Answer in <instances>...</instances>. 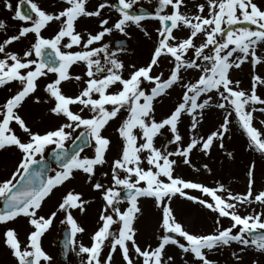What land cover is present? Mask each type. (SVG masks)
Wrapping results in <instances>:
<instances>
[{
    "label": "snow or ice",
    "instance_id": "obj_1",
    "mask_svg": "<svg viewBox=\"0 0 264 264\" xmlns=\"http://www.w3.org/2000/svg\"><path fill=\"white\" fill-rule=\"evenodd\" d=\"M137 2L98 0L90 9L89 0H62L63 6L56 12L41 8L35 0H20L16 5L13 19L27 26L22 25L16 34L0 41V87L18 84L17 90L0 103V151L15 148L20 153L10 176L0 179V224L24 217L31 227L26 242L19 239L13 227L3 232V244L16 264H54L42 238L53 227L58 213L63 214L59 223L66 226L64 249L75 252L80 264H115L117 253L123 264H177V253H170V247L178 250L182 264H219L210 255L233 244L238 245L230 252L233 264H244L249 250L264 256V211L253 207L264 209V186L255 188V161L248 165L243 193L234 192L219 180L215 186H208L176 171L181 165L194 167V150L208 156L216 142L223 149L233 114L248 138V147L264 155V132L253 123L254 112L264 114V98L258 94V85L264 86V75L257 74V66L264 67V3L156 0L154 11L136 13L132 10ZM25 3L29 8L22 11ZM4 6L12 9L10 0H4ZM105 10L118 15L113 19L105 15ZM80 19H94L96 29L78 31ZM148 19L159 24L150 59L140 66L126 65L120 58L125 49L112 47L105 37L113 32L130 37L129 29L135 26L151 40L143 24ZM51 22L58 23V30L46 37L42 30ZM4 29L6 24L0 20V30ZM178 32L186 35L178 36ZM29 34H34V40L22 54L9 50L13 42ZM162 58L171 65L166 77L163 71L154 74ZM246 62L252 69L247 90L240 87V80L232 78V71ZM77 64L84 66L83 75L70 71ZM189 70L199 73L194 82L185 81L183 73ZM49 74H54V79L44 85L46 97L42 98L36 95L38 81ZM73 80H83L84 86L78 94L68 95L62 84ZM177 85L183 89L179 101L158 119V98L169 95ZM28 99L49 105L48 113L59 122L43 130L34 129L21 114ZM74 105L79 107L73 110ZM213 107L222 111V122L210 134L198 135L195 130L205 110ZM185 115L190 118L192 133L187 142L179 127ZM112 121H118L114 131L119 146L109 160L113 139L105 131ZM260 123L264 125V120ZM159 138L165 142L158 146ZM68 141L71 149L66 146ZM85 147L91 148V155L84 152ZM49 148L56 169L45 163ZM226 155L233 157L231 151ZM105 165H109V171L101 174L110 176L108 183L93 182L97 169ZM202 168L212 172L208 163ZM49 171L54 174L49 175ZM77 173L103 201L99 226L87 245L78 240L85 228L73 214V210L86 211L90 201L83 199V193L69 190L47 214H40L54 191L76 179ZM177 196L214 213L213 230H187L171 206ZM142 199L152 200L161 212L155 246L142 247L137 240ZM224 219L230 221L228 226H224ZM252 264L260 262L253 259Z\"/></svg>",
    "mask_w": 264,
    "mask_h": 264
},
{
    "label": "rangeland",
    "instance_id": "obj_2",
    "mask_svg": "<svg viewBox=\"0 0 264 264\" xmlns=\"http://www.w3.org/2000/svg\"><path fill=\"white\" fill-rule=\"evenodd\" d=\"M20 0H10L12 4V9L9 10L4 6V0H0V20L4 21L6 24V29L0 30V41L6 38L7 35L16 34L19 27L27 26L26 22L20 21L19 19H13L15 14L16 5ZM35 2L43 9L49 12H56L62 6V0H35ZM98 2V0H89L88 7L91 9ZM258 4L264 3V0H256ZM156 0H138L137 4L134 5V9L139 7H146L151 11H154V5ZM105 15H110L113 19L117 17V13L114 10L109 11L105 10ZM144 27L151 33L152 39L149 40L145 38L135 26H131L129 31L131 33L130 37H123L122 34L118 32H113L110 36L105 37V40L109 42L112 47H114V42L119 38H127L130 40V45L121 53L120 58L124 60L125 64H136L137 66L146 64L149 59L153 49L154 41L156 40L155 29L159 27V24L155 20H145L143 22ZM58 23L51 22L45 30H42V34L46 37H50L58 30ZM246 26V25H244ZM93 31L96 29V21L94 19H80L77 22V30L82 31L84 29ZM178 36L186 35L185 33H176ZM34 40V34H29L27 37L22 38L18 42H13L9 46V50L17 51L22 54V52L29 47L30 42ZM2 58V54H0ZM81 67V73L77 72L79 75H83L84 66L78 64ZM171 65L168 63L167 58L161 59V66L159 68H154V74L163 71L165 77L169 73ZM73 73V71H72ZM251 74L252 69L249 63H245L238 70L232 71V78L238 79L241 81L240 87L242 89H250L251 85ZM257 74L264 75V67L257 66ZM185 81L194 82L195 78L198 77L199 73L197 71L189 70L183 73ZM86 78V77H85ZM51 79H54V75L49 74L47 78H42L40 83H38L40 92L38 90L36 95L41 96L42 98L46 97V93L43 91L44 85ZM65 83V82H64ZM62 84V88L71 90L68 84ZM70 84V83H69ZM72 87H76L79 91L83 86V80L80 82H75L71 84ZM7 90V89H6ZM5 91V89H4ZM183 89L180 86H174L170 90V94L162 98H158L159 102L156 104V116L159 119L160 117L167 115L170 110L173 109L176 102L179 101ZM42 92L44 94H42ZM258 94L264 98V86L258 85ZM6 97V96H5ZM5 97L0 96L2 103L5 100ZM35 106L29 115V110L23 108V116L28 120V122L33 126L34 129L43 130L44 128L53 126L48 122L46 116L48 111L43 110L46 104H35ZM25 107V106H24ZM260 107V106H256ZM42 108V109H41ZM220 111L219 116L215 115V111ZM45 117H44V112ZM256 115L260 114V117L264 118V114L260 112H254ZM87 115V111L85 112ZM222 111L216 108L207 109L204 112V118L201 121L195 132L198 135L210 134L211 131L218 128L219 124L222 122ZM232 124L230 126L229 132L226 134L223 143L225 147L221 149L219 147V142H216L208 156H205L199 150H194L191 159L194 167H189L181 165L177 168V173L183 176L186 179H191L195 182H202L208 186H215L217 180L224 183L234 192L243 193L246 190L247 177L246 172L248 165L255 161V179L256 184L255 188L260 189L264 186V155H261L258 151H254L248 147V138L244 134L243 130L238 125V120L233 114ZM56 123L59 122L58 118H54ZM254 122V121H253ZM118 121L110 122V125L107 126L105 135L111 136L113 139L112 149L108 153V158L111 160L118 151L119 140L114 129L117 126ZM190 118L185 115L183 117L182 123L180 124V132L184 136L185 142L188 141L192 133L189 132ZM261 132H264V129L258 128ZM74 133V136L79 133ZM163 138L157 140L158 146L162 143ZM71 141L67 142V145ZM170 150L174 149V146H169ZM50 149V148H49ZM48 149V150H49ZM46 150V151H48ZM231 151L233 157H227L226 153ZM86 154L91 155V148L84 151ZM20 157V153L15 148H9L8 150L0 151V179L8 178L11 172L15 168V164ZM208 163L209 167L212 168V172L208 173L202 168V164ZM198 169V170H197ZM109 171V165H105L103 168H98L96 176L93 178V182L99 180L104 183H108L109 177H104L101 173ZM54 174V173H52ZM69 190L75 192L83 193V199L90 201L86 204V211L80 213L78 210H73L74 216L77 218L78 222L85 228V232L82 235H78V240L82 241L86 245L90 243V235L96 230L98 225L99 213L103 205V201L100 197L99 192L91 189L90 184L85 183L84 177L82 174L77 173L76 179L66 182L63 186L57 188L54 191V194L45 201L43 205V211L40 214H47L55 205H57L64 194ZM192 195H200L196 190H188ZM1 205V202H0ZM125 204H122L121 207H124ZM141 206L143 208V215L139 217L136 222V227L139 229L137 234V240L142 247L152 244L155 246L157 242L158 224L161 216V212L158 209H155L153 201L150 199H142ZM172 208L174 209V214L177 219L183 223L187 230L194 233H207L213 230V218L214 213H211L209 210L204 209L198 204H194L184 198L176 197L171 203ZM257 211H264L259 205L253 206ZM252 209L249 208L250 212ZM241 212H244V209H241ZM63 218L62 213H58V217L54 222L51 230L45 234L42 238L43 247L45 250L53 256L54 264H64L61 261V249L59 246V240L62 237L63 231L66 229L65 225L59 223V220ZM230 221L228 219L223 220L224 226H228ZM13 227L17 230L19 234V239L22 242H26L27 234L31 231V227L27 223V219L24 217H19L13 222L7 224H0V264H16L14 258L10 255L9 250L3 244V232L8 228ZM162 231V230H161ZM238 245L233 244L230 249L226 248L221 251L216 252L215 254L210 255L211 259L217 260L219 264H233V260L230 256V252L236 250ZM170 253H177V264H182V261L179 259L178 250L175 247H170L168 249ZM190 259V258H189ZM259 260L260 264H264V256H260L252 250H249L248 253L244 256V264H252V260ZM69 264H80V258L76 256L75 252H72L71 263ZM115 264H123L121 257L117 253L115 256Z\"/></svg>",
    "mask_w": 264,
    "mask_h": 264
},
{
    "label": "flooded vegetation",
    "instance_id": "obj_3",
    "mask_svg": "<svg viewBox=\"0 0 264 264\" xmlns=\"http://www.w3.org/2000/svg\"><path fill=\"white\" fill-rule=\"evenodd\" d=\"M70 71L72 72L73 71V74L74 75H76L77 74V72L79 73H81V67L80 66H78V64L77 65H74V67H72L71 69H70ZM76 81H69V82H65L64 84H68L69 85V87H71L70 89L71 90H68V89H66V88H62L63 89V91L66 93V94H68V95H76V94H78V91H77V88L76 87H72V83H75ZM70 83V84H69ZM14 84H15V86L16 87H18V84L16 83V82H14ZM11 85H12V83H10V84H8L6 87H0V95L2 96L3 94L6 96V97H8V95H10V94H12V93H14L13 91H9V89L11 88ZM4 89H5V91H4ZM7 89V90H6ZM17 90V89H16ZM48 107H49V105H48ZM79 106L78 105H74L73 106V110H76L77 108H78ZM54 118H56V117H53V116H51L49 113H48V115L46 116V119L48 120V122L49 123H51V125H55V124H57L55 121H54ZM8 150V149H7Z\"/></svg>",
    "mask_w": 264,
    "mask_h": 264
},
{
    "label": "water",
    "instance_id": "obj_4",
    "mask_svg": "<svg viewBox=\"0 0 264 264\" xmlns=\"http://www.w3.org/2000/svg\"><path fill=\"white\" fill-rule=\"evenodd\" d=\"M28 8H29V6L27 5V4H25L23 7H22V11H27L28 10ZM140 11H143V12H148V11H146V9H139V12ZM123 42L122 43V45L120 44V42ZM120 42H117V45H119V46H127L128 45V41L127 40H121ZM78 144L80 143V142H77ZM73 147V145L70 147V149ZM45 163L50 167V168H52V163H55V164H57V162L55 161V158H54V155H50L48 158H46L45 159ZM50 172V171H49ZM49 172H48V174H49ZM67 235V232H66V230H64L63 231V239H62V241H61V244H62V248H63V258L64 259H68L69 258V256H70V251L71 250H68L67 252L65 251V249H64V238H65V236Z\"/></svg>",
    "mask_w": 264,
    "mask_h": 264
},
{
    "label": "bare ground",
    "instance_id": "obj_5",
    "mask_svg": "<svg viewBox=\"0 0 264 264\" xmlns=\"http://www.w3.org/2000/svg\"><path fill=\"white\" fill-rule=\"evenodd\" d=\"M221 114V112L220 111H215V115L216 116H219ZM260 115V114H259ZM258 114L256 115L255 113H253V116H254V126L255 127H257V128H260V129H264V125H262L261 123H260V120H264V118L263 117H260Z\"/></svg>",
    "mask_w": 264,
    "mask_h": 264
}]
</instances>
